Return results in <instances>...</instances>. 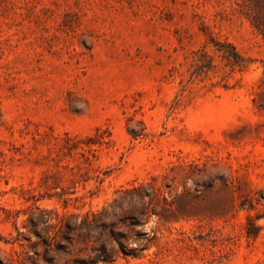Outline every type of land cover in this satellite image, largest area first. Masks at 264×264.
Returning a JSON list of instances; mask_svg holds the SVG:
<instances>
[{"label": "rangeland", "instance_id": "obj_1", "mask_svg": "<svg viewBox=\"0 0 264 264\" xmlns=\"http://www.w3.org/2000/svg\"><path fill=\"white\" fill-rule=\"evenodd\" d=\"M0 264H264V0H0Z\"/></svg>", "mask_w": 264, "mask_h": 264}, {"label": "trees", "instance_id": "obj_2", "mask_svg": "<svg viewBox=\"0 0 264 264\" xmlns=\"http://www.w3.org/2000/svg\"><path fill=\"white\" fill-rule=\"evenodd\" d=\"M117 192L118 197L108 204L110 212L107 208H103L100 211L87 213L74 224H71L67 218L64 231L76 232L80 237H85L86 242L93 238L95 243H99V251L105 253L106 242L110 239L115 240L117 238L115 236L120 234L112 227L113 221L105 222L108 216L116 217L133 231L132 228L144 223V217H148L150 213L160 217L165 212L173 211V202H168L162 195L161 186L155 183V178L149 182L121 188ZM96 233L98 236L95 235ZM106 235L109 238L102 240L101 238ZM118 244L121 245L120 242Z\"/></svg>", "mask_w": 264, "mask_h": 264}]
</instances>
